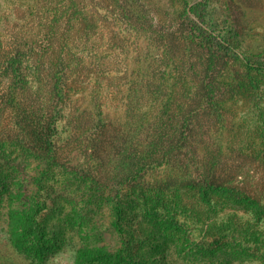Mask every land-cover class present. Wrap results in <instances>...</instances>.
<instances>
[{
  "label": "trees",
  "instance_id": "16d2710c",
  "mask_svg": "<svg viewBox=\"0 0 264 264\" xmlns=\"http://www.w3.org/2000/svg\"><path fill=\"white\" fill-rule=\"evenodd\" d=\"M32 2L21 14L25 24L20 25L17 18L11 27L18 29L14 35L10 39L0 36V146L13 155L6 172H18L11 176L8 193V240L27 254L39 251L42 259L55 251L44 240L48 235L42 215L46 201L35 195L27 199L23 189L26 177L20 170L30 167L34 158V168L43 166L33 175L38 184L48 168L59 165L69 168L64 173L72 179L83 180L84 208L73 206L72 210L85 229L90 221L83 216L105 200L111 205V225L119 226L128 218L129 237L150 244L142 251L118 243L115 248L108 242L85 243L76 252L75 264L87 259L100 264H153L151 248L161 247L165 252L169 242L176 249L191 247L195 260L218 256L224 246L233 250L230 259L255 256L258 249L251 251L244 243L264 241V230L254 227L259 221L264 223V156L242 147L237 154L234 143L228 142L227 147L225 136L217 141H193L200 116L215 122L220 134L226 130L225 94L217 75L227 64L219 52L241 55L232 37L214 26L208 0H192L186 11L201 39L196 45L200 52L189 70L172 74L173 80L163 73L162 79L154 76L145 84L141 75V93L135 103L128 98L124 113L116 118L104 111L95 7L89 0ZM119 14L127 17L129 12L121 6ZM184 43L188 39L181 47L183 66L192 61ZM248 65L264 69L262 63ZM132 75L136 82L138 77ZM111 84L107 89L114 101ZM84 103H91L90 107ZM60 124L69 131L65 139L59 135ZM205 128L208 132L210 126ZM203 151H207L205 158L200 155ZM231 152L243 159L234 168L227 166ZM75 153L83 160L78 161ZM106 165L115 170L107 184L112 186L108 196L99 184ZM6 177L0 167V185L9 190ZM224 207L232 212L226 221L217 222L218 211L229 213ZM239 212L253 219L242 221ZM197 226L204 232L193 238ZM93 229H88L86 238L98 235Z\"/></svg>",
  "mask_w": 264,
  "mask_h": 264
},
{
  "label": "rangeland",
  "instance_id": "374dc122",
  "mask_svg": "<svg viewBox=\"0 0 264 264\" xmlns=\"http://www.w3.org/2000/svg\"><path fill=\"white\" fill-rule=\"evenodd\" d=\"M191 1L119 0L117 3L115 0H89L90 6L95 7L97 14L98 24L95 36L97 38V55L99 56L98 65L100 63L98 73L104 85L102 89L105 102L104 111L109 116L116 118L122 115L124 113L123 104L126 103V100L127 103L129 102L128 98H134L133 102L135 103V98L143 88V85L140 84L141 81L145 84L148 80H153L154 76L162 79L163 73H165L164 76L168 75L173 80L172 74L177 76L179 73H183V70H189L190 64L200 52V48L197 52L196 45L201 41L186 12ZM208 2L214 26L232 37L241 55L237 56L220 49L219 53L226 60L227 66L222 73L220 71L219 75L214 73V76L217 75L219 80L218 85L221 86L223 94H225L224 105L227 109L225 118L228 124L226 130L220 134L214 126L215 122L200 116V120L198 118V121H195L197 128L193 141L194 143L203 139L206 142L217 141L225 136L227 147L228 142L234 143L237 147V154H241L238 147H242L246 151L257 150V153L264 156V69H255L248 65V62L264 64V0H208ZM32 3V0H0L1 37L10 39L14 35V30L18 29L11 27L17 18L20 25L25 24L21 14L24 13V6ZM121 6L128 10L127 17L119 14ZM183 38L188 39V43L184 44L190 49L192 58V61H187L184 66L180 62L183 59L181 47H183V41H186ZM86 60L87 64L92 62L90 58ZM132 73L138 77L135 78L136 82H134ZM141 75L143 78L139 81ZM111 81L113 84L110 88L116 95L114 101L109 98L111 93L107 89ZM145 99L141 100L143 104ZM90 104L84 103L83 105L90 107ZM206 126H210L208 132ZM59 130V135L65 139L69 131L62 128L61 124ZM207 151L201 152L200 155L205 158L204 152ZM230 154L234 158L232 152ZM76 155L78 156L79 153H75L74 157ZM231 157V163L227 164L228 167H237V164L243 161L241 156L234 159ZM12 158L13 155L5 152L0 146V167L7 175L4 181L9 186V190H7L3 185H0V264H75L76 252L85 243L103 244L108 242L113 248L118 243L130 246L131 250L136 249V246L142 251L149 249V243L129 237L128 218L122 219L119 226L110 224L109 207L111 205L105 200L98 204L100 206L92 205L93 210L83 216L84 219L90 221L88 229L96 227L93 231L98 233L97 236L86 238L88 229L81 225V220L77 218L78 216L73 215L72 210L73 206H77V209L84 208L83 180L78 177L72 179L70 174L64 173V171H69V168L59 165L48 168L49 172L38 184L33 175L38 174L43 166L34 168L37 163L34 158L31 159L30 167H21L20 171L26 177L23 189L27 199H31L35 195V199L46 201V208L42 215L46 219L48 235L44 240H47V245L55 251L44 250V254L48 252L49 255L42 259L37 250L27 254L16 248L8 240L6 229L8 193L12 187L11 176L18 175V172H6V168H10L7 165V160L12 161ZM82 160L83 156H78V161ZM253 168L251 169L253 170ZM102 170L104 171L99 184L105 186H101V188L104 189V196H108L110 191L112 193V186L107 184L115 170L112 169V166L108 167L107 165ZM258 170L260 171V167ZM248 177L250 181L254 179L250 174ZM225 208L229 213L224 214L225 210L218 211L217 222L226 221V217L232 212L227 207ZM83 211L86 212V209ZM187 211L184 210L183 213L188 216ZM239 214L238 218L242 221L251 218L249 213L239 212ZM179 220H183L182 214ZM254 227L264 230L263 221L255 223ZM201 229L198 226L195 227L193 238L204 232ZM244 244L245 247L250 246L251 251L258 249L256 255H241L230 259L233 250L224 246L220 254H216L218 256L195 260L196 257L193 258V253L190 251L191 247L176 249L174 242H169L165 246V252L161 247L151 248L149 252L153 260L155 259L153 264H264V256L261 255V252L264 251V241H259L256 244L250 241V243ZM223 255L226 258L220 261ZM81 264L100 263L87 259Z\"/></svg>",
  "mask_w": 264,
  "mask_h": 264
}]
</instances>
